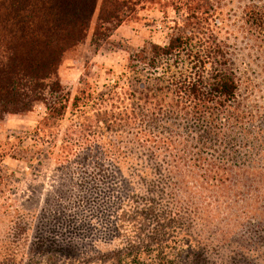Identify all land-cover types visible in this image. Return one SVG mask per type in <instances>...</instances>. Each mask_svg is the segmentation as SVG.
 <instances>
[{
	"label": "rangeland",
	"instance_id": "obj_1",
	"mask_svg": "<svg viewBox=\"0 0 264 264\" xmlns=\"http://www.w3.org/2000/svg\"><path fill=\"white\" fill-rule=\"evenodd\" d=\"M188 21L201 23L204 48L221 53L196 67L206 86L195 99L173 85L197 78L182 54L158 60L150 74L125 67L147 42L163 45L182 30L192 36ZM93 27L58 69L69 93L64 124L78 89L97 102L117 84L111 108L130 122L133 112L157 119L163 125L153 133L171 145L159 160L140 150L138 165L112 166L98 145H136L111 133L84 162L56 169L46 145L36 141V157L29 151L41 103L0 120V264H264V0H149L104 41L93 42ZM215 71L238 85L219 111L208 90ZM196 99L199 121L191 118Z\"/></svg>",
	"mask_w": 264,
	"mask_h": 264
},
{
	"label": "trees",
	"instance_id": "obj_2",
	"mask_svg": "<svg viewBox=\"0 0 264 264\" xmlns=\"http://www.w3.org/2000/svg\"><path fill=\"white\" fill-rule=\"evenodd\" d=\"M143 1L149 0H0V120L8 115L26 114L36 103L44 106L45 114L35 130L36 149L29 150L35 157L38 156V143H42L47 146L46 159L53 160L56 169L67 168L71 160L84 162L96 145L94 143H110L108 137L110 139L111 133L121 137L124 134L123 139L128 137L137 150L121 151L98 145L99 154L112 166L116 160H128L138 165L139 161L144 160L138 157L140 150L146 158L154 160L161 159V155L169 150L170 139L152 131L163 125L157 119L133 112L130 122L125 110L116 112L114 110L118 106H114V110L111 108V99L119 96L116 88H122L117 84L112 85L103 97L99 96L97 102L91 101L92 90L78 89L70 107L72 114L64 124L69 93L64 91L58 69L65 52L86 39L92 22L93 42L104 41ZM191 9L195 11L196 7ZM197 26L202 28L199 22H186V28L190 29L188 33L192 35L190 37L185 36L182 30L170 33L163 45L143 44L126 58L125 67L133 69L135 73L145 70L150 74L158 60L172 56L179 58L182 54L193 62L189 69L194 70V77L197 78L194 82L185 79L175 81V91L186 93L192 99L198 98L197 95L206 85L198 83L200 75L196 67L201 68L205 61L221 53L217 48L203 47ZM211 78L208 90L212 96L218 97V101H214L217 107L213 108L219 111L218 108L227 102L224 98L230 100L237 96L238 85L219 71H215ZM144 97L146 101L147 95ZM141 98L136 99L141 101ZM196 100L198 102L192 105L194 112L191 118L199 121L203 120V112H198L201 107L199 99ZM150 103L156 107L163 105L147 102ZM92 111L93 116H90ZM31 187L33 191L37 189V185ZM30 195L29 198L35 197Z\"/></svg>",
	"mask_w": 264,
	"mask_h": 264
}]
</instances>
